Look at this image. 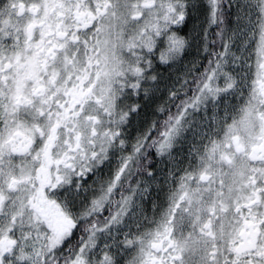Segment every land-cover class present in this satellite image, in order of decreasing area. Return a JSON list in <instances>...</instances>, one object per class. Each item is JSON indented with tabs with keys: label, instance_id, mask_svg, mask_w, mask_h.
Returning a JSON list of instances; mask_svg holds the SVG:
<instances>
[{
	"label": "snow or ice",
	"instance_id": "6c2138e0",
	"mask_svg": "<svg viewBox=\"0 0 264 264\" xmlns=\"http://www.w3.org/2000/svg\"><path fill=\"white\" fill-rule=\"evenodd\" d=\"M0 264H264V0H0Z\"/></svg>",
	"mask_w": 264,
	"mask_h": 264
}]
</instances>
